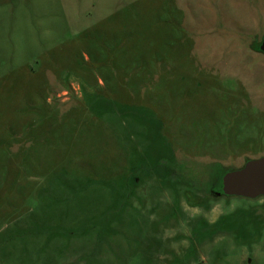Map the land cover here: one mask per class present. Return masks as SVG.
Masks as SVG:
<instances>
[{
    "label": "rangeland",
    "instance_id": "obj_1",
    "mask_svg": "<svg viewBox=\"0 0 264 264\" xmlns=\"http://www.w3.org/2000/svg\"><path fill=\"white\" fill-rule=\"evenodd\" d=\"M263 35L264 0H0V264H264L216 180L264 155ZM164 140L175 191L131 169Z\"/></svg>",
    "mask_w": 264,
    "mask_h": 264
},
{
    "label": "trees",
    "instance_id": "obj_2",
    "mask_svg": "<svg viewBox=\"0 0 264 264\" xmlns=\"http://www.w3.org/2000/svg\"><path fill=\"white\" fill-rule=\"evenodd\" d=\"M255 47H256V50L260 51L258 48V45H256ZM93 102H95V101H93ZM95 103H100V101H96ZM115 103L119 104V102H116V101L114 102V104ZM123 105H125V104H123ZM125 106L136 108V109H134V111L138 110L140 112V116L145 119V121L148 123L149 126H151L150 128L156 127L158 132H159V136L161 138L163 137L162 132H161V126H162L161 121L156 118L155 114L153 113V111L151 109L138 107V106H134V105H125ZM129 107H127V108H129ZM163 144L158 146L159 148L156 149V153H155L156 158L153 161H149V163L142 161V159L139 158V156H137V155H132L134 165H133V168H131V169H135L134 173L137 175L138 174H148V173H150L152 175L154 174L155 177H160L162 179V181H161L162 186H168V187L170 186L172 191H175L178 189L179 185L177 184L176 179H174L170 175H167L168 173L166 170V168H167L166 165H167L168 159L172 155V148L166 140H164ZM163 146L165 147L166 152L163 149ZM222 176L217 177V179H216L218 182L217 188H219L220 190H221V178H222ZM58 178L64 182V180L66 179V176L63 178L62 177H58ZM207 178H208L207 172L203 171L201 178H200L201 180L199 182L200 183L205 182L207 180ZM134 181H135V179H134ZM56 187L60 188V186H57V185H56ZM185 190H187V189H185ZM185 195H186V197L190 198L189 193H186ZM193 200L194 199L192 198V202H193ZM189 202L191 204L194 203V202L192 203L191 201H189ZM49 206H51L53 208V210H55L57 212V214H56L57 220H56L55 224L52 226V230L57 229L59 231L58 233H55V234H54V231H52L51 233L54 234L53 236L61 235L62 232H64L63 231L64 226H62L63 224L61 222L64 220V218L71 216V215H76V214H72L71 210L69 208H67L66 206H59L57 204V197L54 198V200L49 201ZM74 207H76V206H73V208ZM28 217H32V218L35 217L36 218V215L33 212V214L30 213ZM78 219L81 220V223H82V218H78ZM78 225L80 226V221L78 222ZM35 227H36V229L39 230V229H41L42 225L40 224V226H38L35 224Z\"/></svg>",
    "mask_w": 264,
    "mask_h": 264
},
{
    "label": "water",
    "instance_id": "obj_3",
    "mask_svg": "<svg viewBox=\"0 0 264 264\" xmlns=\"http://www.w3.org/2000/svg\"><path fill=\"white\" fill-rule=\"evenodd\" d=\"M258 48L264 54V35ZM221 191L228 196L246 198L264 195V155L249 159L238 169L226 171L221 178Z\"/></svg>",
    "mask_w": 264,
    "mask_h": 264
}]
</instances>
